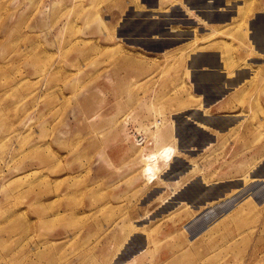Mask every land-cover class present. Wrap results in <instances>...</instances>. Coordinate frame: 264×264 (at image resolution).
I'll list each match as a JSON object with an SVG mask.
<instances>
[{
  "label": "rangeland",
  "instance_id": "1",
  "mask_svg": "<svg viewBox=\"0 0 264 264\" xmlns=\"http://www.w3.org/2000/svg\"><path fill=\"white\" fill-rule=\"evenodd\" d=\"M214 1L0 0V264H118L143 252L135 232L159 234V264H264V38L253 0L199 35ZM176 7L193 35L162 52ZM215 48L221 67L197 72ZM222 74L241 84L208 108ZM156 187L168 214L140 210Z\"/></svg>",
  "mask_w": 264,
  "mask_h": 264
},
{
  "label": "crops",
  "instance_id": "2",
  "mask_svg": "<svg viewBox=\"0 0 264 264\" xmlns=\"http://www.w3.org/2000/svg\"><path fill=\"white\" fill-rule=\"evenodd\" d=\"M145 4H149V3H153V0H144ZM219 4L215 7V8H223L224 4H228L229 2L234 3V2H244L246 0H218ZM253 2L255 3V14L252 17H249L248 19V23L254 24L255 25V34L256 35H260L261 37L264 38V0H253ZM190 8H188V10L182 8V7H176L175 9L171 10V14L169 15V17H171L172 20H158L157 22V27H158V35L159 38L157 40L151 41L152 44L156 43V44H161L163 46H167L165 47L162 52L166 51V50H170V49H175L180 47L181 45L185 44V40L184 41H171V40H165L164 38H171V37H176V36H180V35H186L187 33L188 35H193V33L187 32L186 30H183V28L181 27V21H183V23H190L192 26L196 25V21L194 20V14L192 13V11H189ZM164 16L161 15V18H163ZM235 17V16H234ZM160 18V17H159ZM189 21V22H188ZM232 22V18L229 16H221L220 19L217 21H211L208 23L207 25V29H201L198 33L199 35H206L209 34L212 30L215 32H223L224 30H226V27L228 26L227 24ZM229 24V25H230ZM186 31V32H184ZM184 32V33H183ZM151 33V32H150ZM148 34V37H151V34ZM188 37V36H187ZM224 41L218 38H215L213 40H210L207 43L204 44H209L213 47L215 46H219L221 43H223ZM150 43V42H149ZM204 55L206 57L210 58V62L209 63H202L198 66V70L200 69H210V67H221V59H220V52L218 49H210L207 50ZM255 66L257 67H264V62L263 60H256L255 61ZM238 68L234 71H232L234 74L237 73ZM222 76L220 78V80L218 82H210L208 84H206L204 86L205 92H211L214 91L217 93L210 96V100L207 103V107L208 108H213L214 106L217 105H221L224 103V100L229 97L232 94H235V92H237L238 86L241 84V81H238V83H240L239 85H237L235 88L231 89V90H225L224 88V83H225V75L222 74L220 75ZM237 94V93H236ZM193 126V125H192ZM195 159V158H194ZM188 161L184 158V157H178L175 158L173 160V165H172V172L175 176L173 177H179L180 175H182V173L185 171V167L188 165ZM176 166V167H175ZM175 167V168H174ZM169 191V195L171 194V191H175L174 188H172V190L169 189H165ZM198 190L200 192L206 190L205 186L201 185L200 183H198ZM145 197L143 196L142 198V203L139 204L140 206V210L143 209H148V207L150 205L156 204L160 198L164 195V189H157L153 188L152 190L146 192ZM195 195V194H194ZM169 197V196H167ZM166 198L162 199L159 201V204L152 210H148V213H153V211H158L159 213H169V211L171 210L170 208L172 207V204H166V205H161V203L165 200ZM208 198L206 199H201L199 201H197L198 205L203 206L207 201ZM174 200V199H173ZM190 201V200H189ZM196 203V205H197ZM264 203V200H263ZM263 203L259 206H256V208H261L263 206ZM199 206V207H200ZM196 208V206H195ZM151 211V212H150ZM149 214V215H150ZM148 215V216H149ZM157 215V214H156ZM161 215V214H160ZM147 217V216H146ZM139 224V223H138ZM141 226H139L138 229H143L145 228L147 225V222L142 224L140 223ZM160 237L159 234H156V236H151L149 238H147L144 234L140 233V232H135L133 234H131L129 236V238L125 241L124 245H131L133 243H136L137 246H135V244H133V247L135 246V248L132 249V251H136L139 247L143 248V252L140 254H136L134 252V254H130V255H126L125 257L122 258L121 261H119L120 263L118 264H145L149 258L155 260V262L157 264L160 263L161 260H164L165 257H163L160 253H156L155 255H150L149 253V247L148 244L150 243H156L157 240L156 238ZM118 256V254L116 255Z\"/></svg>",
  "mask_w": 264,
  "mask_h": 264
},
{
  "label": "flooded vegetation",
  "instance_id": "3",
  "mask_svg": "<svg viewBox=\"0 0 264 264\" xmlns=\"http://www.w3.org/2000/svg\"><path fill=\"white\" fill-rule=\"evenodd\" d=\"M219 4V1L218 0H215L214 1V3H213V5H212V10H211V12L210 13H212L211 14V17H212V21H215V20H219L220 19V17L221 16H228V15H226V13H224V14H222V9L223 8H215L217 5ZM226 6V4H224L223 5V7H225ZM211 22V21H210ZM184 32H186V31H184ZM183 32V33H184ZM188 37L186 36V35H182V36H176V37H171V38H164L165 40H171V41H184V40H186ZM201 71H204V69H200V70H198L197 72H201Z\"/></svg>",
  "mask_w": 264,
  "mask_h": 264
},
{
  "label": "built area",
  "instance_id": "4",
  "mask_svg": "<svg viewBox=\"0 0 264 264\" xmlns=\"http://www.w3.org/2000/svg\"><path fill=\"white\" fill-rule=\"evenodd\" d=\"M159 120L158 119H156V124H158L159 122H158ZM138 136V135H137ZM135 139H139V137H135ZM141 140H139V142H140ZM202 154V153H201Z\"/></svg>",
  "mask_w": 264,
  "mask_h": 264
},
{
  "label": "bare ground",
  "instance_id": "5",
  "mask_svg": "<svg viewBox=\"0 0 264 264\" xmlns=\"http://www.w3.org/2000/svg\"><path fill=\"white\" fill-rule=\"evenodd\" d=\"M56 199V198H55ZM205 238V237H204Z\"/></svg>",
  "mask_w": 264,
  "mask_h": 264
},
{
  "label": "water",
  "instance_id": "6",
  "mask_svg": "<svg viewBox=\"0 0 264 264\" xmlns=\"http://www.w3.org/2000/svg\"><path fill=\"white\" fill-rule=\"evenodd\" d=\"M155 1V0H154Z\"/></svg>",
  "mask_w": 264,
  "mask_h": 264
}]
</instances>
